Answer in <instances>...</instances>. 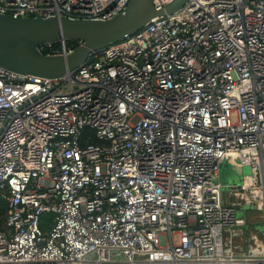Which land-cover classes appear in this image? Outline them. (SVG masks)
I'll return each mask as SVG.
<instances>
[{"label": "built area", "instance_id": "built-area-1", "mask_svg": "<svg viewBox=\"0 0 264 264\" xmlns=\"http://www.w3.org/2000/svg\"><path fill=\"white\" fill-rule=\"evenodd\" d=\"M129 1L0 13L108 19ZM225 158L251 170L234 201ZM0 195V264H264V241L238 255L223 238L238 206L264 211V0H185L60 77L0 65Z\"/></svg>", "mask_w": 264, "mask_h": 264}, {"label": "water", "instance_id": "water-1", "mask_svg": "<svg viewBox=\"0 0 264 264\" xmlns=\"http://www.w3.org/2000/svg\"><path fill=\"white\" fill-rule=\"evenodd\" d=\"M185 0H172L156 9L152 0H130L108 19L13 16L0 13V65L24 75L60 77L82 63L93 51L143 26L151 17L175 10ZM78 40L66 55H46L43 42Z\"/></svg>", "mask_w": 264, "mask_h": 264}, {"label": "crops", "instance_id": "crops-1", "mask_svg": "<svg viewBox=\"0 0 264 264\" xmlns=\"http://www.w3.org/2000/svg\"><path fill=\"white\" fill-rule=\"evenodd\" d=\"M244 167H246V165H239V164H236V163H233V161L225 158L222 160L221 162V166H220V172H219V176H218V181L221 183V186L222 188L224 187H227L228 190H227V194L224 196L227 200L229 201H234L236 200V196H233L232 195V187L231 186H235L237 184L240 183L241 179L246 176L247 174L249 173H245L244 175L242 174L241 177H240V180L238 181H231L229 178L234 176V171L237 170L238 173H241V171H243ZM224 180V181H222ZM223 192V191H222ZM235 198V199H234ZM243 206H238L240 207L239 209H236V215L238 217H243L242 214H243V207L245 206H248L249 204H242ZM239 210V211H238ZM245 219V218H244ZM245 225L242 224V225H238V226H234L230 229H227V237H226V242H227V246L231 248V251L238 254V255H242L243 253H246L247 252V249L254 245L256 241H261L260 238H258L256 236V234H254L253 232L252 233H249V240L250 242L248 243V245L246 247H242L240 245V242L242 241V239L245 238L244 235V231L241 229V227H243ZM237 239L240 240L239 242H237ZM230 240V246L228 245V241Z\"/></svg>", "mask_w": 264, "mask_h": 264}, {"label": "rangeland", "instance_id": "rangeland-1", "mask_svg": "<svg viewBox=\"0 0 264 264\" xmlns=\"http://www.w3.org/2000/svg\"><path fill=\"white\" fill-rule=\"evenodd\" d=\"M250 167L246 166L244 167L243 171H241V173H238L237 170L234 171V176L230 177L229 179L231 181H237L238 179L240 180L241 175L245 174V173H250ZM238 180V181H239ZM224 181V180H222ZM227 187L222 188L223 191V195L225 196L227 194ZM240 207H238L237 209H239ZM243 214L242 216H244L245 218V225L243 227H241V229L244 231V235L245 238L242 239V241L240 242V245L242 247H246L248 245V243L250 242V238H249V233H254L256 234V236L258 238H260L262 241H264V211H262L261 209L255 207L253 204H249L248 206L243 207ZM239 211V210H238ZM52 216V213L49 214H43L42 215V219H50ZM227 235V231H224L223 234V238L224 240H226V236ZM240 240L237 239V242H239Z\"/></svg>", "mask_w": 264, "mask_h": 264}, {"label": "trees", "instance_id": "trees-1", "mask_svg": "<svg viewBox=\"0 0 264 264\" xmlns=\"http://www.w3.org/2000/svg\"><path fill=\"white\" fill-rule=\"evenodd\" d=\"M66 43H67V45H70L74 48L79 44V41L78 40H69ZM6 214H7L6 200L0 195V228L1 229H4Z\"/></svg>", "mask_w": 264, "mask_h": 264}, {"label": "bare ground", "instance_id": "bare-ground-1", "mask_svg": "<svg viewBox=\"0 0 264 264\" xmlns=\"http://www.w3.org/2000/svg\"><path fill=\"white\" fill-rule=\"evenodd\" d=\"M235 199V198H234ZM241 206H243V205H241Z\"/></svg>", "mask_w": 264, "mask_h": 264}]
</instances>
